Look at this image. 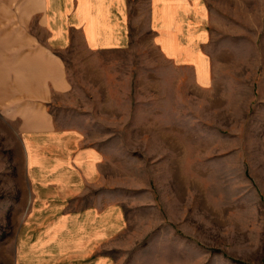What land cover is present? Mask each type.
I'll list each match as a JSON object with an SVG mask.
<instances>
[{
  "label": "rangeland",
  "instance_id": "rangeland-1",
  "mask_svg": "<svg viewBox=\"0 0 264 264\" xmlns=\"http://www.w3.org/2000/svg\"><path fill=\"white\" fill-rule=\"evenodd\" d=\"M14 1L0 0L2 16ZM198 9L196 72L159 56L144 0L125 49L90 52L75 36L60 54L70 91L48 109L109 160L101 193L124 213L114 264H264V0ZM28 203L16 130L0 119V264H14Z\"/></svg>",
  "mask_w": 264,
  "mask_h": 264
},
{
  "label": "crops",
  "instance_id": "crops-1",
  "mask_svg": "<svg viewBox=\"0 0 264 264\" xmlns=\"http://www.w3.org/2000/svg\"><path fill=\"white\" fill-rule=\"evenodd\" d=\"M133 1L19 0L11 16L0 14L8 24L0 41L14 45L0 51V119L16 130L29 200L14 235V264H114L124 213L109 190L101 193L109 160L82 145L80 131L59 127L48 108L70 91L60 54L75 36L90 52L125 49ZM144 1L159 56L196 72L205 35L198 0Z\"/></svg>",
  "mask_w": 264,
  "mask_h": 264
}]
</instances>
